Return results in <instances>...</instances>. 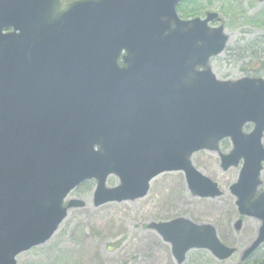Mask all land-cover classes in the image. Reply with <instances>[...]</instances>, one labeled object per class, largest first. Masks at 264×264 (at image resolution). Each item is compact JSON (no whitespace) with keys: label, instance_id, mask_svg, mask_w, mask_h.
I'll return each instance as SVG.
<instances>
[{"label":"water","instance_id":"1","mask_svg":"<svg viewBox=\"0 0 264 264\" xmlns=\"http://www.w3.org/2000/svg\"><path fill=\"white\" fill-rule=\"evenodd\" d=\"M180 1L0 0V264H17L70 208L84 206L80 198L64 201L89 179L96 181L95 206L143 197L167 171H182L192 196L220 195L192 163L199 150L217 152L223 171L242 160L230 191L240 215L261 224L241 259L264 242V192L254 199L264 162V79L217 78L207 61L228 35L207 23L218 14L181 20ZM122 50L126 66L119 67ZM37 82L57 90L46 128L19 123V86ZM248 123L253 128L244 132ZM226 138L231 149L222 153ZM109 175L118 185L106 186ZM147 227L170 244L177 264L192 249L218 260L236 250L209 223L176 217Z\"/></svg>","mask_w":264,"mask_h":264},{"label":"rangeland","instance_id":"2","mask_svg":"<svg viewBox=\"0 0 264 264\" xmlns=\"http://www.w3.org/2000/svg\"><path fill=\"white\" fill-rule=\"evenodd\" d=\"M196 1V10L200 12L196 11L192 17H202L205 11L219 12L224 31L229 35L225 50L209 62L214 74L219 79L234 80L242 76L264 79V60L250 59L249 53H243L246 49L241 48L245 41L264 36V1ZM262 51L255 52L256 56L263 54ZM251 128L252 123L247 124L244 131ZM230 148L229 142L220 143L222 152L227 153ZM191 160L196 169L218 183L221 195L214 198L192 196L183 172L167 171L151 179L148 192L143 197L95 206V180H87L68 195V198L82 199L85 205L70 208L52 236L44 243L19 253L16 263L177 264L170 244L147 227L150 222L176 217H185L195 223H209L215 227L225 245L236 247L234 255L224 261L213 258L204 249H192L186 253L181 264L237 263L260 226L257 218L238 213L235 197L229 190L238 177L241 163L223 171L218 154L208 150L193 153ZM262 175L264 178V170ZM116 185L118 178L109 175L106 186ZM240 217L242 226L236 231L234 223Z\"/></svg>","mask_w":264,"mask_h":264},{"label":"flooded vegetation","instance_id":"3","mask_svg":"<svg viewBox=\"0 0 264 264\" xmlns=\"http://www.w3.org/2000/svg\"><path fill=\"white\" fill-rule=\"evenodd\" d=\"M196 6H198L196 0H182L178 2V4L176 5V13L181 20L189 21L194 18H199L202 20L207 17L208 12H214V11H205L204 16L202 17L200 16L192 17L194 13L197 11ZM197 12L199 13L200 11H197ZM217 14L218 16L213 17V19L208 21L207 25L209 27L213 28V27H217L219 24H222V20L219 16V12H217ZM8 30L9 29H4L3 32H8ZM228 41H229V35H228ZM226 45L223 48V50L217 55L221 54L225 50ZM125 54L126 52L124 50H122L121 53L119 54V57L117 60L119 67L126 66V64H124L123 62L124 61L123 57ZM217 55L211 56L209 58V62L212 58L216 57ZM197 69L200 70L201 68L198 66ZM19 87L22 90L24 97H25V100L22 102V106L24 108L21 110L22 114L20 116L19 123L22 125H31V126L40 127V128H46L50 124L52 125L54 114L56 112V109H58L57 90H56L55 83H43L41 85L39 82H37L36 84L29 85V86L23 83ZM7 88L9 89L8 92L10 94L11 88H12V85L10 82H8ZM29 107H31L34 110V112H30ZM9 123L11 125L16 124L17 123L16 116L9 117ZM263 170H264V165L262 164V169L260 171L261 183L257 187L254 199H256L260 194L264 192V178L262 175ZM261 176L263 179L261 178ZM239 219H241V225H240V228H241L243 220L241 217ZM240 228L238 230L236 229L235 230L239 231ZM238 262L239 264H260V263L263 264L264 262V242L261 243L257 249L252 251L244 259H241L240 257Z\"/></svg>","mask_w":264,"mask_h":264},{"label":"trees","instance_id":"4","mask_svg":"<svg viewBox=\"0 0 264 264\" xmlns=\"http://www.w3.org/2000/svg\"><path fill=\"white\" fill-rule=\"evenodd\" d=\"M241 48H245L246 50H243V53H249L250 59L258 58L260 61L264 60V36L260 37L258 36L255 40L252 41H245ZM262 51L263 54H259V56H256L255 52ZM261 264V263H260ZM264 264V262H263Z\"/></svg>","mask_w":264,"mask_h":264}]
</instances>
